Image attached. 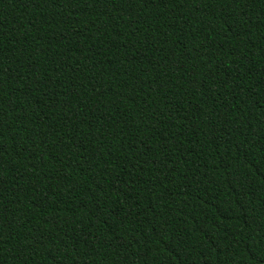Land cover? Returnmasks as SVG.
Returning a JSON list of instances; mask_svg holds the SVG:
<instances>
[{
    "label": "trees",
    "instance_id": "trees-1",
    "mask_svg": "<svg viewBox=\"0 0 264 264\" xmlns=\"http://www.w3.org/2000/svg\"><path fill=\"white\" fill-rule=\"evenodd\" d=\"M0 264H264V0H0Z\"/></svg>",
    "mask_w": 264,
    "mask_h": 264
}]
</instances>
